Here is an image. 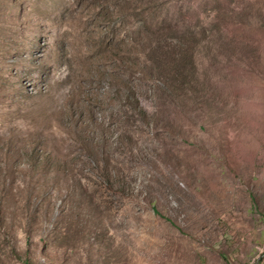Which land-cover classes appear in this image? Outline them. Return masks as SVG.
Returning <instances> with one entry per match:
<instances>
[{"label": "rangeland", "instance_id": "obj_1", "mask_svg": "<svg viewBox=\"0 0 264 264\" xmlns=\"http://www.w3.org/2000/svg\"><path fill=\"white\" fill-rule=\"evenodd\" d=\"M26 259L264 264V0H0V264Z\"/></svg>", "mask_w": 264, "mask_h": 264}, {"label": "trees", "instance_id": "obj_2", "mask_svg": "<svg viewBox=\"0 0 264 264\" xmlns=\"http://www.w3.org/2000/svg\"><path fill=\"white\" fill-rule=\"evenodd\" d=\"M153 211H154V213H156V214H160V215H162V216H165V215H163V213L161 212V210H160L158 207H156V206L153 207ZM166 217H167L168 220L174 222V220H172L170 217H168V216H166ZM174 223H175V222H174ZM25 264H31V261H30L29 259H26V260H25Z\"/></svg>", "mask_w": 264, "mask_h": 264}]
</instances>
